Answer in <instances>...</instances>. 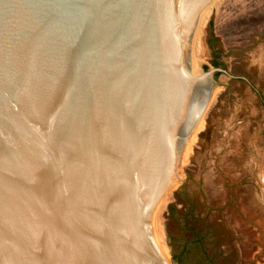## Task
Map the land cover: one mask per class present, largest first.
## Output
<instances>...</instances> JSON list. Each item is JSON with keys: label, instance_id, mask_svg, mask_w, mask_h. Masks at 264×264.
<instances>
[{"label": "water", "instance_id": "water-1", "mask_svg": "<svg viewBox=\"0 0 264 264\" xmlns=\"http://www.w3.org/2000/svg\"><path fill=\"white\" fill-rule=\"evenodd\" d=\"M199 1L0 0V264L39 233V264H76L77 238L107 264H155L122 222L160 257L162 171L220 60Z\"/></svg>", "mask_w": 264, "mask_h": 264}, {"label": "rangeland", "instance_id": "rangeland-1", "mask_svg": "<svg viewBox=\"0 0 264 264\" xmlns=\"http://www.w3.org/2000/svg\"><path fill=\"white\" fill-rule=\"evenodd\" d=\"M215 89L182 146L152 231L167 264H264V0H214Z\"/></svg>", "mask_w": 264, "mask_h": 264}, {"label": "bare ground", "instance_id": "bare-ground-1", "mask_svg": "<svg viewBox=\"0 0 264 264\" xmlns=\"http://www.w3.org/2000/svg\"><path fill=\"white\" fill-rule=\"evenodd\" d=\"M213 1L214 0H209L203 6H201L203 0L199 1L193 24H194V30H195L196 36L200 39H203L205 37L206 24H207V20L211 12V5ZM212 87H213V84L211 80V83L209 86V94H208L207 99L202 104L195 118L191 122L184 138L182 139V141L180 142V144L178 145L175 152L173 153V155L171 156V158L169 159L168 163L166 164L165 168L162 171V177L166 179L168 183L164 191L161 193L159 199L157 200L149 216L150 231H151L153 240L159 250V255L161 258L156 257L150 252L149 250L150 248L147 245V243L137 239L134 233L135 232L134 227L129 220L122 222V229L125 235H127L131 239V241L136 242V244H138L152 258L155 264H167V262L165 261V258L167 257V255H166V248L160 243L158 238H157V243H156V240H155V237L152 231V222L155 221V217L157 214L160 201L170 183L171 174L173 173L175 169L182 146L189 138V135L191 134L194 126L198 122L202 113L205 111L207 103H209L210 97L212 98L211 95H213L216 89V87L215 89ZM145 190L146 188L135 192V196L137 197V200L139 202L142 212L145 211L147 201H148V198L145 197V194H144ZM77 219H79L84 224H87V225L89 224L92 229L97 230L96 227L91 225V223L89 222L86 216L81 215L77 217ZM41 234L42 233H39L37 235H34L30 238H27L23 241L16 243L18 247L17 249H18L19 259L21 261L20 264H39L40 257H41ZM75 260H76V264H107L105 257L103 256V254L101 253V251L99 250L97 246H94L93 244L89 245L85 241L79 238H77V241H76Z\"/></svg>", "mask_w": 264, "mask_h": 264}, {"label": "trees", "instance_id": "trees-1", "mask_svg": "<svg viewBox=\"0 0 264 264\" xmlns=\"http://www.w3.org/2000/svg\"><path fill=\"white\" fill-rule=\"evenodd\" d=\"M213 65H215V66H216V65H218V64H217L216 62H214V61H213Z\"/></svg>", "mask_w": 264, "mask_h": 264}]
</instances>
